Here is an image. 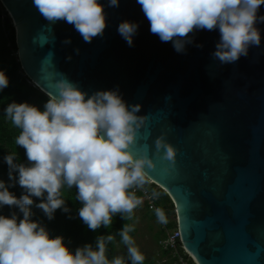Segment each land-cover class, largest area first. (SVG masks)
<instances>
[{
  "label": "water",
  "instance_id": "1",
  "mask_svg": "<svg viewBox=\"0 0 264 264\" xmlns=\"http://www.w3.org/2000/svg\"><path fill=\"white\" fill-rule=\"evenodd\" d=\"M0 2L21 67L45 94H55L63 73L89 93L119 86L127 103L141 105L147 119L130 151L148 149L155 163L148 178L171 197L182 243L198 264H264V22L256 25L260 46L221 65L210 55L216 30L190 33L192 43L178 53L149 32L136 0L105 8L103 35L91 42L59 20L51 43L32 0ZM125 19L138 24L131 46L116 31ZM162 132L177 150L174 164L153 154Z\"/></svg>",
  "mask_w": 264,
  "mask_h": 264
},
{
  "label": "clouds",
  "instance_id": "2",
  "mask_svg": "<svg viewBox=\"0 0 264 264\" xmlns=\"http://www.w3.org/2000/svg\"><path fill=\"white\" fill-rule=\"evenodd\" d=\"M149 24V32L161 42H171L182 53L200 29L216 30L211 57L219 63H234L247 56L253 46H260L261 32L256 26L264 22L258 14L264 0H136ZM46 21L42 28L54 41L52 25L59 20L71 24L85 42L102 36L106 27L105 8L118 7L119 0H32ZM138 28L127 19L117 24L116 31L131 46ZM62 43H70L65 38ZM197 47L201 45L197 44ZM78 53L79 49H74ZM49 51L45 59L51 60ZM71 59V56L66 57ZM9 84L5 69L0 68V91ZM55 94L50 93L42 105L26 100H11L3 108V118L19 129L15 145L24 149L25 162H17V152H6L7 182L0 179V209L9 206V214L0 212V264H143L144 254L129 233L134 225L124 223L117 230L125 246L123 255L109 258L106 245L114 240L111 233L97 235L93 243L69 248L62 235H51L46 226L33 219L35 207L48 219L56 209L69 212L64 189L75 186L79 202L77 215L88 229L107 228L119 213L132 219L133 209L142 204L134 188L148 182L145 170L155 166L145 147L139 155L130 151L136 133L145 126L147 117L138 114L141 105L129 104L119 86L93 90L80 88L63 73L55 79ZM161 133L154 140V155L174 164L176 148ZM161 149H163L161 153ZM167 170V169H166ZM21 187L17 197L9 189ZM159 194L152 192V198ZM17 211H11L12 208ZM18 213L21 214L18 216ZM158 223L166 224L165 211L154 208Z\"/></svg>",
  "mask_w": 264,
  "mask_h": 264
},
{
  "label": "trees",
  "instance_id": "3",
  "mask_svg": "<svg viewBox=\"0 0 264 264\" xmlns=\"http://www.w3.org/2000/svg\"><path fill=\"white\" fill-rule=\"evenodd\" d=\"M15 28L6 9L0 2V68L5 69L6 74L9 77V84L3 90L0 91V179L7 182V165L3 161L2 157L6 152H17V162H27L24 156V149L21 146L15 145V136L18 135L19 129L14 127L10 121H5L3 118V108L6 103L11 100L28 101L36 105H42L48 98V95L40 90L24 73L21 63L17 55V45L15 39ZM17 197L21 194V187L13 185L9 189ZM156 192L157 203L165 209L173 211L174 204L169 194L162 188L158 187ZM136 194V193H135ZM63 195L65 202L69 208V212H62L59 208L55 210L54 218L48 220L42 213V211L35 207V203L39 198H33V205L29 206L30 210L34 213L33 219H38L49 230L50 234L62 235L64 241L69 248L74 249L76 246H82L84 243H93L97 235L111 233L114 236V240L108 242L106 245V255L111 258L116 255L117 251V230H119L124 223L133 224L135 220L134 209L132 219L124 220L119 213L112 217L111 225L105 228L101 225L96 230L88 229L87 226L81 221V218L76 214L77 209L80 206L79 202L75 200V186L72 189H64ZM9 206L5 205L0 212L3 214H9ZM11 211H17L14 207ZM150 212V211H149ZM21 215L18 213V216ZM152 218H155V214L151 213ZM134 225V224H133ZM137 231L134 225L133 230L129 233L134 235ZM162 230L157 233V239L162 236ZM158 241V240H157ZM143 264H158L155 260L143 262Z\"/></svg>",
  "mask_w": 264,
  "mask_h": 264
},
{
  "label": "built area",
  "instance_id": "4",
  "mask_svg": "<svg viewBox=\"0 0 264 264\" xmlns=\"http://www.w3.org/2000/svg\"><path fill=\"white\" fill-rule=\"evenodd\" d=\"M158 187L161 188L148 178V182L142 188L132 189L137 196L142 197V203L148 211L154 214V208L160 207L165 211L167 217L166 224L160 223V230L163 233L157 241L159 257L156 262L158 264H198L182 243L175 206L173 211L165 209L157 203V197L152 198V192H156Z\"/></svg>",
  "mask_w": 264,
  "mask_h": 264
},
{
  "label": "rangeland",
  "instance_id": "5",
  "mask_svg": "<svg viewBox=\"0 0 264 264\" xmlns=\"http://www.w3.org/2000/svg\"><path fill=\"white\" fill-rule=\"evenodd\" d=\"M134 210L135 220L133 224L136 226L137 231L134 235H129L132 236L139 250L144 254L145 260L143 262L157 260L159 257V247L156 235L160 230V223L150 216L152 212H149L143 203ZM124 253L125 246L120 242V238H118L116 254L123 255Z\"/></svg>",
  "mask_w": 264,
  "mask_h": 264
},
{
  "label": "crops",
  "instance_id": "6",
  "mask_svg": "<svg viewBox=\"0 0 264 264\" xmlns=\"http://www.w3.org/2000/svg\"><path fill=\"white\" fill-rule=\"evenodd\" d=\"M135 211V210H134Z\"/></svg>",
  "mask_w": 264,
  "mask_h": 264
}]
</instances>
